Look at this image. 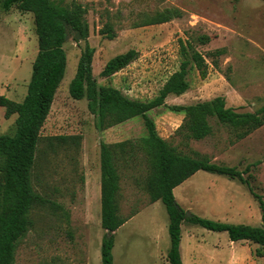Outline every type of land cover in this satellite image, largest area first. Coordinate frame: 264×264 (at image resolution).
<instances>
[{"label":"rangeland","instance_id":"obj_1","mask_svg":"<svg viewBox=\"0 0 264 264\" xmlns=\"http://www.w3.org/2000/svg\"><path fill=\"white\" fill-rule=\"evenodd\" d=\"M82 6L88 26V43L95 51L92 72L99 85H111L131 98L148 100L156 96L181 55L179 39L190 38L206 57L207 76L189 72V88L181 95H169L166 105L153 109L157 133L179 151H197L212 162L234 166L244 172L253 190L264 200V123L242 139L235 130L209 120L212 132L202 139L176 131L181 114L168 109L221 95L226 105L238 112H254L264 105V0H55ZM0 0V96L21 101L38 50L34 16L16 4L8 10ZM167 18L164 22L155 19ZM114 34L109 38L106 30ZM208 34L200 44L196 36ZM84 40L75 34L64 43L66 69L41 129L42 136L80 134L79 149L39 145L31 183L44 203L33 205L31 224L18 241L13 264H101L100 246L105 230L100 224L101 142L135 140L145 133L142 118L136 117L103 131L86 98L70 96L68 85L74 76ZM136 59L118 72L100 75L108 59L128 49ZM220 50L217 55H210ZM217 59L214 66L212 58ZM0 105V134H13L16 114L6 118ZM120 174L119 214L126 217L114 235L113 264H168V214L162 201L150 202L146 185L150 163L140 150L125 151L115 158ZM248 173H251L248 176ZM176 204L205 218L259 226L261 209L247 187L226 176L198 170L173 189ZM184 224H187L186 222ZM189 225V224H188ZM198 241H184L183 264H264L256 256V243L229 241L226 231H211L189 225ZM190 239L192 236H189ZM210 257V258H209Z\"/></svg>","mask_w":264,"mask_h":264},{"label":"trees","instance_id":"obj_2","mask_svg":"<svg viewBox=\"0 0 264 264\" xmlns=\"http://www.w3.org/2000/svg\"><path fill=\"white\" fill-rule=\"evenodd\" d=\"M16 4L20 11L31 12L34 16L38 50L31 64V74L25 96L21 101L0 96V105L5 107L4 116L16 114L13 134H0V264H13L18 241L29 230L30 210L45 199L36 193L31 175L36 162L39 145L54 151L57 147L79 149L80 134L42 136L41 129L50 111L55 93L66 69L67 56L64 43L75 34L77 41L84 45L77 60L74 76L68 91L75 99L86 98L87 108L95 118V128H107L140 117L145 133L135 140L125 139L113 143L101 142L100 157V220L105 229L100 246L101 264H113L112 248L114 232L130 217L119 214L118 191L120 174L115 158L127 150L140 149L150 163L146 185L150 202L162 201L168 214L167 231L169 248L166 253L168 264H182L180 254L181 224L199 225L211 231H226L230 241L247 240L257 244L256 256L264 257V225L254 226L243 223H229L205 218L195 214L185 217V210L176 206L173 189L198 170L219 174L245 185L261 209L264 223L263 196L255 192L244 172L234 166L212 162L197 151L191 154L179 151L161 137L149 113L166 105L168 95H180L190 86L189 72L196 69L200 78L208 73L205 55L193 45L190 38L179 39L181 61L177 70L166 79L158 94L148 100L127 96L111 85H99L92 72L94 47L88 41V26L83 19L82 6L75 1L63 4L55 0H2L1 7L8 10ZM167 18L155 19L164 22ZM109 38L114 34L111 27L106 30ZM200 44H206L208 34L196 36ZM216 50L210 55H217ZM138 52L131 48L108 59L100 75L107 77L136 59ZM214 66L217 59L212 58ZM168 109L182 113V122L176 131L185 132L193 139H202L212 132L209 122L215 118L219 123L235 130L236 139H242L264 123V105L254 112H238L226 105L224 96L200 100L189 104H173ZM251 173H248L250 176Z\"/></svg>","mask_w":264,"mask_h":264},{"label":"crops","instance_id":"obj_3","mask_svg":"<svg viewBox=\"0 0 264 264\" xmlns=\"http://www.w3.org/2000/svg\"><path fill=\"white\" fill-rule=\"evenodd\" d=\"M170 95H174V94H170ZM181 95V94H180ZM169 96V95H168ZM167 96V97H168ZM177 96V95H176ZM166 97V98H167ZM181 114L180 116H183L182 113H179ZM178 186V185H177ZM175 188V187H174ZM174 194V193H173ZM185 222H183L181 224V238H180V254H181V259L183 260V256H182V252H181V248L183 247V243L184 241H198L197 239V234H195V232L192 230H190V226L189 225H195V224H190V223H187V224H184ZM100 224H101V220H100ZM189 224V225H188ZM119 228V227H118ZM117 228V229H118ZM104 229V228H103ZM116 229V230H117ZM105 230V229H104ZM115 230V231H116ZM114 235H115V232H114ZM189 236H192L191 239ZM230 241V240H229ZM239 241H247V240H239ZM231 242H237V241H231ZM114 246V245H113ZM210 258V257H209ZM182 264H183V261H182Z\"/></svg>","mask_w":264,"mask_h":264},{"label":"water","instance_id":"obj_4","mask_svg":"<svg viewBox=\"0 0 264 264\" xmlns=\"http://www.w3.org/2000/svg\"><path fill=\"white\" fill-rule=\"evenodd\" d=\"M176 203V202H175ZM176 206H178L177 204H176ZM191 214L189 213V212H185V217H187V216H190Z\"/></svg>","mask_w":264,"mask_h":264}]
</instances>
